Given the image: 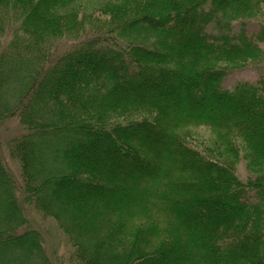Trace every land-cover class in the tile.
<instances>
[{
  "label": "trees",
  "instance_id": "1",
  "mask_svg": "<svg viewBox=\"0 0 264 264\" xmlns=\"http://www.w3.org/2000/svg\"><path fill=\"white\" fill-rule=\"evenodd\" d=\"M248 63L264 0H0V264H48L26 207L80 264H264V79L222 85Z\"/></svg>",
  "mask_w": 264,
  "mask_h": 264
},
{
  "label": "rangeland",
  "instance_id": "2",
  "mask_svg": "<svg viewBox=\"0 0 264 264\" xmlns=\"http://www.w3.org/2000/svg\"><path fill=\"white\" fill-rule=\"evenodd\" d=\"M255 26L256 24L254 21L247 23V31H252ZM72 40L75 39H73V37L59 38L54 42L53 51L55 53L61 52L70 44V41ZM259 79H264V65L248 63L246 67L230 72L223 79L222 85L231 89L239 81H248L254 83ZM22 132L23 128L21 127L17 117H10L0 120V157L3 164L5 165V168L12 173L18 183L20 181L19 164L17 160L8 155L7 142L11 137ZM192 135L193 137L190 138L192 144L198 146V148H201L203 145L201 142L209 140L212 133L209 128L201 126L194 129L191 133V136ZM236 171L241 178H246V176L249 175V172L245 169L244 162L241 159L236 164ZM23 213L27 220V224H24L22 227L27 226L28 228H34L41 231L43 235L42 246L44 250V256L48 264H80L73 258L71 246L69 245L55 220H53L51 217L43 216L32 207L24 208Z\"/></svg>",
  "mask_w": 264,
  "mask_h": 264
}]
</instances>
